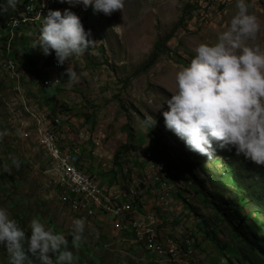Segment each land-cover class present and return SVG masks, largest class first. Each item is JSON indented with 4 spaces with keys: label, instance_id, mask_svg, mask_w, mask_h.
Returning a JSON list of instances; mask_svg holds the SVG:
<instances>
[{
    "label": "rangeland",
    "instance_id": "374dc122",
    "mask_svg": "<svg viewBox=\"0 0 264 264\" xmlns=\"http://www.w3.org/2000/svg\"><path fill=\"white\" fill-rule=\"evenodd\" d=\"M22 1L17 0L15 8L0 11L1 24L5 20L4 14L14 11ZM54 1L49 9L62 12L65 6ZM246 3L247 11L257 18L258 23L255 37L246 43L264 50V0H246ZM187 4L194 5V9L189 19L180 22ZM75 10L72 12L80 17L82 8L79 6L78 11ZM235 11V0H123V7L109 15L94 12L89 6L84 9L88 20L85 24V18H82L81 24L85 30H90L94 42L82 55L69 57L65 64H60L54 72L61 80L52 86L43 85V74L37 67L42 61V66H49L50 58L54 56L50 51L48 55H43L47 59L43 58L37 48H31L34 39L28 37V30L21 31L22 40L18 44L14 40L21 52L15 45L12 46L17 61L15 63L11 59L15 70L11 60L6 61L8 69L5 68L4 61L9 57L0 54V133H3L0 135V207L7 209L26 235L28 221L37 217L46 228L52 227L54 232L64 234L70 242L72 220L82 219L84 230L81 241L76 247L71 243L68 245L73 252L72 264H152L145 261L149 251H146L148 254L140 248L136 251L133 246L111 248L116 244L113 241L117 240L118 234L130 233L126 228L112 227L109 215L115 213L101 215L96 211L92 217H102L98 221L83 218L82 214L62 205L60 192L54 188L55 183L50 182L55 177L57 180L58 172L53 175V172L43 170L47 165V152L39 142L38 129L41 128L42 116L47 114L51 120L62 121L64 128L70 130L66 132V143H73V136L84 140L83 157L87 160L84 167L77 168L94 176L102 186L117 183L118 193L122 190L125 197L133 188L123 184L136 186L143 198L135 204L131 214L142 212L141 202L148 204L150 199L156 198V191H148L149 179L140 172L137 174V170L145 164V152L150 153L153 160L164 159L166 164L171 158L177 161L184 169L180 171L173 163L175 166L171 172L178 183H158V190L172 198L169 199L170 206L162 205L167 203V199H160L157 205L151 200L147 212L149 226L159 236L163 235L156 242L167 244L165 254L168 249H173L170 254L178 258L170 261L173 264H190L194 254L192 264H228L225 260L228 245L224 244L228 242V233L221 230V225L214 218L211 219L215 212L201 199L212 200L209 191L223 190L219 179L224 176L219 174L224 172V162L231 161V158L224 148L220 149L221 152L215 151L211 159L187 150L181 140L165 129L160 112L166 110L162 102L174 90L175 72L181 65L187 64L198 43L216 41ZM44 14L35 11L28 24H40ZM38 29L34 27L35 34ZM170 32L172 37L164 43L165 51L159 52L156 60L146 66L156 42ZM5 33L0 25V35ZM35 34L31 36L35 37ZM6 46L8 52L9 44ZM10 63L13 67L9 66ZM66 67L77 74L78 79L72 83L66 79ZM54 108L57 119L48 111ZM59 108L65 110L59 114ZM145 114L154 120L150 128L141 125ZM51 128L56 131L57 143H61L62 126L59 124ZM82 145L74 143L78 151H82ZM162 145H165L164 149ZM121 146L125 148L122 149V159L117 160L119 164L115 165L114 154ZM153 160H147V169H155V176L162 178L163 166ZM53 162L50 159L51 166L55 164ZM135 163L141 164L140 168L136 169ZM235 164L233 166L241 172ZM4 166H7V171ZM50 172L51 177L48 175ZM127 173H130L129 179ZM197 186H201L202 191L198 196L193 194ZM172 189L180 190L172 194ZM191 194L193 197L190 198ZM225 196L232 199L234 195L226 192ZM101 205L104 209H112L114 204L108 202ZM189 205L216 224L219 231L215 239L219 238L218 244L222 249L212 246L213 239L197 233L194 236L197 251L195 253L194 250L188 258L185 253L177 252V247L170 246L169 243L173 244L179 234L173 224L174 218L182 221L187 229H192L191 220H197L194 211H189ZM148 207L145 205V208ZM161 213H165V221L161 219ZM128 217L134 218L135 215ZM121 219L116 218V225L126 226ZM204 228L209 229V226ZM128 233L126 236H129ZM185 233L189 236L188 240H194L189 229ZM131 237L140 238L135 233ZM150 238L153 236L146 237L147 240ZM132 241L135 243V239ZM102 243L106 244L104 249L100 245ZM117 249L119 251L116 252ZM151 257L157 264H166L163 256L159 260ZM0 264H8L2 247Z\"/></svg>",
    "mask_w": 264,
    "mask_h": 264
},
{
    "label": "clouds",
    "instance_id": "9594fccd",
    "mask_svg": "<svg viewBox=\"0 0 264 264\" xmlns=\"http://www.w3.org/2000/svg\"><path fill=\"white\" fill-rule=\"evenodd\" d=\"M16 2L17 0H0V11L15 8ZM57 2L69 6L79 5L82 8L80 17L68 8L62 12L49 9L42 16L40 25L27 24L10 31L6 23L16 9L4 14L5 20L2 24L0 21V25L6 33L0 35V45H5V57H9L10 51H13L11 44L15 43L14 40L16 39L17 44L22 40L21 31L28 30V37L34 39L31 41V48H37L45 59L51 51L57 65L65 64L69 57L82 55L94 42L90 30H85L81 24L82 18H85L86 23L89 17L84 9L91 6L94 12L100 11L109 15L123 7V0ZM19 5L20 3L17 6ZM235 8L236 11L227 27L218 34L216 41L210 44L198 43L187 64L181 65L175 72L174 90L163 100L166 110L162 109L160 115L163 117L165 129L181 140L187 150L211 159L215 156V151L221 152L220 149L224 148L227 156L231 158V161L224 162V171L228 164L238 174L247 171L255 177V181L262 179L264 188V50L246 43L255 37L258 30L257 18L247 11L246 0H235ZM34 27H39L37 34L34 33ZM9 32L12 33V39L6 52ZM32 34H35V37H32ZM42 64L43 61L39 66ZM64 72L69 83L78 79L72 68L66 67ZM153 124V118L145 114L141 125L150 128ZM145 153L144 161L153 160L148 152ZM157 162L164 163V170L160 174L162 179L169 183L176 182L168 164L164 161ZM170 162L179 165L177 161ZM233 164L242 171H237ZM181 167L183 169V166ZM4 170L7 171V166H4ZM140 170H137V174ZM130 173L126 175L128 179ZM224 175L225 172L219 174ZM111 185L118 184L112 182L107 186ZM179 190L176 189L174 193ZM210 192L214 195V192ZM94 219L99 221L102 217ZM190 222L192 225L193 220ZM71 223L70 242L64 234L54 232L52 227L46 228L37 217L28 221L26 235L25 230L19 227L7 209L0 207V247L7 254L8 264H72L73 252L69 250L68 245L71 243L74 247L78 246L84 224L82 219L75 218ZM180 223L182 221L174 218V225ZM183 226L185 227L184 224ZM185 229H189L191 234V228ZM127 233L118 234L117 240L113 241L116 244L111 245V248L120 246L126 249L133 246L136 251L140 248L146 252L132 241L131 233L126 236ZM191 236L193 237L192 234ZM212 244L216 245L214 242ZM100 245L103 249L106 247L104 243ZM217 246L222 249L221 245ZM196 249L197 242L195 253ZM193 256L190 264L194 263ZM145 261L157 264L149 254ZM166 264L173 263L166 259Z\"/></svg>",
    "mask_w": 264,
    "mask_h": 264
},
{
    "label": "trees",
    "instance_id": "16d2710c",
    "mask_svg": "<svg viewBox=\"0 0 264 264\" xmlns=\"http://www.w3.org/2000/svg\"><path fill=\"white\" fill-rule=\"evenodd\" d=\"M193 9L194 5L187 4L185 6V10L181 14L182 19L180 22H182V20L189 19ZM171 37L172 32L166 34L161 40L156 42L146 66H149V64L156 60L159 52L165 51L163 48L164 43ZM13 45L19 49L16 43L11 44V46ZM10 52L9 57L17 63L15 54L13 51ZM0 54L4 57L6 55L5 45L3 43L0 45ZM32 70H34V68ZM55 109L56 108L53 110L48 109V111L56 113ZM59 109V114L65 110L62 108ZM68 110L71 109L69 108ZM85 120L87 121L88 117ZM71 123L72 122H70V125ZM84 146L85 142L82 145V152L80 155L82 161L87 160L86 157H83ZM162 147L164 149L165 145H162ZM122 149H125L124 146H121L114 154L115 165L116 163L119 164V161L117 160L122 159ZM157 161L165 160L159 158ZM170 161L175 160L172 158L167 160L168 167L174 168L175 164ZM135 165H137L136 169L141 166V164L137 163H135ZM177 166L180 171H183L180 165ZM224 172L225 175L223 179H219L223 186V190H216L214 195L210 192L209 194L211 195L212 200L203 198L201 201L205 206L213 209L215 215L212 214L211 219L214 218L218 224L221 225V230H225L228 233L229 241L224 243L225 245L229 244L227 251L228 254L225 260H227L228 264H264V188H262V179L255 181V177L247 171L242 174H238L230 164H228ZM112 177L114 178L113 174ZM230 188L232 191H230ZM173 191L172 194H174ZM226 192H231L234 195L233 198L229 199L226 197ZM193 194L196 196L202 194L201 186H197V189ZM134 196L136 197L132 199V202L139 201L143 198L140 192ZM188 208L189 211H194V214L197 215L196 222L192 223L193 228L191 234L193 237L195 236V233H197V235L199 234L205 238H211V240L213 239L212 242L218 245L219 240L215 239L219 231L216 224L210 220V218H206L204 215L198 213L194 207L189 205ZM207 225L209 226V229L204 228V226L208 227Z\"/></svg>",
    "mask_w": 264,
    "mask_h": 264
},
{
    "label": "built area",
    "instance_id": "2783aa9c",
    "mask_svg": "<svg viewBox=\"0 0 264 264\" xmlns=\"http://www.w3.org/2000/svg\"><path fill=\"white\" fill-rule=\"evenodd\" d=\"M54 0H49L52 2ZM34 3H42V0H27V9L32 10ZM46 5V3H42V7ZM65 5V4H64ZM61 65H57L55 62L54 57L50 59L49 66H39L38 69L43 74L42 83L44 86L49 85H56L59 84L60 78L56 76L54 71H57ZM8 69V67L6 66ZM54 117L56 118V113H53ZM57 119V118H56ZM60 126H62V133L61 134V143H54L51 141V133L47 132V129L44 125V133H45V143L44 145L47 146V165L44 167V171H51L52 166L50 165V149H58L59 151L63 152V156L67 159V169L65 173L66 184H71V191H64V187L60 188V197L62 198V205L66 207L68 210H72L73 212L83 214V218H95L86 216V212L84 208L81 207L79 204V196H86V197H93L95 198V207L101 208L104 205H97L96 204V197H109L113 199V197H122V204L116 205V213L115 215H109L110 220L112 221V227H123L126 228V231L129 230L132 236L133 230H141V225L143 224H151L150 217H147V214H122V207L124 205L130 203H138L132 202V197H125L120 196L118 193V186L119 185H111V186H102L100 185L92 176L86 171V174H77V167H84V161L80 158L82 151H74V143H83L84 140L80 139L76 136H73V143H66V132H70L69 129L64 128L62 125V121H58ZM143 168L140 170V173L144 174L147 179H149V190L148 191H156V198L150 199L156 205L160 203V199H167V204L169 202V196H166L161 190H158V183H161L163 180L162 178H158L155 176V169H147V161H144ZM159 168V167H157ZM124 185H132L133 188V195H137L139 190L136 188L135 185L125 183ZM175 191V190H174ZM173 191V192H174ZM129 215H139V224H133V226H117L116 225V218H127ZM161 219H165V213L160 214ZM100 218V217H97ZM166 220V219H165ZM152 230V229H151ZM176 230L178 231L179 235H185V227L182 223L176 225ZM142 233V232H141ZM154 231H153V238L154 239ZM135 239V244L141 246L145 251H148L147 241H140V238H132ZM189 250H195V244H186ZM170 250V249H168ZM154 257H158V255H154ZM170 262V259H169Z\"/></svg>",
    "mask_w": 264,
    "mask_h": 264
},
{
    "label": "bare ground",
    "instance_id": "6f19581e",
    "mask_svg": "<svg viewBox=\"0 0 264 264\" xmlns=\"http://www.w3.org/2000/svg\"><path fill=\"white\" fill-rule=\"evenodd\" d=\"M54 2L55 1L49 2V0H42V3H46V5H44L42 7V3H34L33 9L28 11V9L26 8L27 7V1L23 0V2L19 6L16 7L15 12L9 17L6 25L8 26L10 31L12 29H16L20 26L27 25L29 23V21L32 19V17H33L32 15L34 14L35 11H37L38 13H45L49 8H51V6H53ZM64 4L65 3H62V5L65 6V8H68L70 11L75 10L76 8L77 9L75 11H78L79 5L69 6L67 4H65V5ZM36 25H40V24H36ZM11 39H12V34H11V32H9V36L7 37V45L10 43ZM7 60H11V59L10 58L6 59L4 61V66L6 65ZM12 63H13V61H12ZM13 65H14V70H15V64L13 63ZM13 65L10 63L9 66L13 67ZM5 68H6V66H5ZM10 74H11V72H10ZM11 76H12V74H11ZM42 115H43V113H42ZM41 120H42L41 121L42 123H39V124H41L40 125L41 128H40V130L38 129L39 134H40L39 142L43 146V148L45 149V152H47V146L44 145V143H45V133L43 131L44 125H45V128L47 129V132L51 133V141L54 143H57V137L55 134L56 131L54 132L51 127H57L59 125L58 121H60V120H51L47 116V114L43 115ZM57 136H58V134H57ZM74 151H78L77 146H74ZM50 159H51V161H54L53 163H55L54 164L55 167H54V165L52 166L53 175L56 172H58L57 180H56V177L55 178L53 177L54 180H52L50 182L52 184L55 183L54 188L58 192H60L59 187H64V191H71V184H66L65 173H66V169H67V159L63 158V152L59 151L58 149H50ZM158 163L161 164L162 166L164 165L163 162H158ZM163 170H164V167H163ZM77 174H86V171H83V170H80L79 168H77ZM48 175L51 177L52 176L51 172ZM52 184H51V186H52ZM122 192L123 191L121 190V192L119 193L120 196H122ZM126 197H132V199H133V197H136V196L133 195V190L129 189ZM170 198L171 197H169V199ZM108 202H110V204H112V203L114 204L112 206V209H104L102 207L96 208L95 207V198L86 197V196H79V204H81V207L84 208V210L86 212V216H89V217H92L96 211L101 213V215H105L104 213H106V212L107 213H116V205L122 204V197H113V199H110L109 197H96V204L97 205H101L103 203H108ZM169 202H170V200H169ZM135 204H137V203H130V204L124 205L122 207V214H131L132 211L136 208ZM141 204H142V208H143L142 212L136 213V211H135V214H147V212L149 211L150 206L148 207V205H146L144 202H141ZM145 205L148 208H145ZM162 205L164 207H166V206H170V203H168V204L163 203ZM110 211H112V212H110ZM121 220L124 221L126 226H133V224H139V215H135L134 218H129V217L122 218ZM151 229L152 228L149 226V224H143V225H141V230H133L134 232H132V233H135L137 236H139L140 241H147V247H148V251H149L150 255H152L153 257H154V255H158L157 258L154 257L155 260L161 259L160 256H163V258H166L168 260V262H169V259H170V261L173 259H178L175 254H170L171 252H173V249L167 250L166 254H165L164 249L167 248V244L156 242V240L162 238L163 235L159 236L156 231H154L153 229L151 230ZM153 231L155 232L154 236H156V237H154V239H148L147 240L146 237L153 236ZM188 238H189V236L186 233H185V235H181V236L178 234V236H176L174 238L173 244L171 242L169 243L170 246L177 247V252L185 253V256L187 258L191 254H193L194 250H189L186 244H188V243L189 244H195L194 240L192 238H191V240H188ZM177 241H179L180 243H178ZM182 248H184V250H181ZM183 264H185V263L183 262Z\"/></svg>",
    "mask_w": 264,
    "mask_h": 264
},
{
    "label": "crops",
    "instance_id": "0c3cea01",
    "mask_svg": "<svg viewBox=\"0 0 264 264\" xmlns=\"http://www.w3.org/2000/svg\"><path fill=\"white\" fill-rule=\"evenodd\" d=\"M86 22H87V21H86ZM85 24H86V23H85ZM150 202H151V200H149V201H148V204H146V205H148V206H149V205H151V203H150Z\"/></svg>",
    "mask_w": 264,
    "mask_h": 264
}]
</instances>
